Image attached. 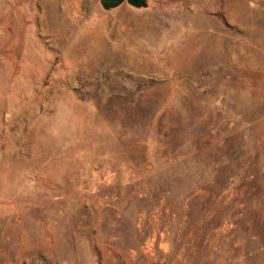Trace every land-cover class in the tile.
I'll use <instances>...</instances> for the list:
<instances>
[{
	"label": "rangeland",
	"instance_id": "obj_1",
	"mask_svg": "<svg viewBox=\"0 0 264 264\" xmlns=\"http://www.w3.org/2000/svg\"><path fill=\"white\" fill-rule=\"evenodd\" d=\"M0 0V264H264V0Z\"/></svg>",
	"mask_w": 264,
	"mask_h": 264
},
{
	"label": "water",
	"instance_id": "obj_2",
	"mask_svg": "<svg viewBox=\"0 0 264 264\" xmlns=\"http://www.w3.org/2000/svg\"><path fill=\"white\" fill-rule=\"evenodd\" d=\"M124 2H128L137 8H146L148 6L147 0H101V5L104 9L110 10L121 6Z\"/></svg>",
	"mask_w": 264,
	"mask_h": 264
}]
</instances>
